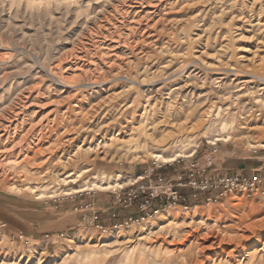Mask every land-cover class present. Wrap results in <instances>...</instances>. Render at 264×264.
Wrapping results in <instances>:
<instances>
[{
  "label": "rangeland",
  "instance_id": "rangeland-1",
  "mask_svg": "<svg viewBox=\"0 0 264 264\" xmlns=\"http://www.w3.org/2000/svg\"><path fill=\"white\" fill-rule=\"evenodd\" d=\"M214 149L264 170V0H0V208L164 193L158 177ZM180 191L157 214L119 203L113 226H0V264H184L203 242L205 264H264V195Z\"/></svg>",
  "mask_w": 264,
  "mask_h": 264
},
{
  "label": "crops",
  "instance_id": "crops-1",
  "mask_svg": "<svg viewBox=\"0 0 264 264\" xmlns=\"http://www.w3.org/2000/svg\"><path fill=\"white\" fill-rule=\"evenodd\" d=\"M217 151L214 149L206 156L198 157L194 155L185 164V167L190 162H196L200 165H206L210 163L208 171L213 175H222L232 173H240L243 175H251L252 171H244L240 165H235V161L232 163V167L228 164H219L215 160L213 154ZM195 154V153H194ZM235 165V166H234ZM180 194L185 197V194L180 191ZM199 196V197H198ZM209 194H199L196 197L193 196L194 202L199 200H205L209 197ZM84 198L77 199L69 210L61 209V206L43 207L41 209L20 208L21 204L17 205V209L5 210L0 208V226L6 228L12 233H19L24 235L27 239L48 238L49 236H55L57 233L70 230L77 226L85 225L92 219V214L97 213L96 225L98 226H113L120 224L125 220L124 210L118 206L116 202L112 205L108 204L105 208L95 210L93 203H83ZM159 202L156 203L161 204ZM157 206V205H156ZM60 207V208H59ZM20 208V209H18ZM129 209H126L127 212ZM91 217V218H90Z\"/></svg>",
  "mask_w": 264,
  "mask_h": 264
},
{
  "label": "built area",
  "instance_id": "built-area-1",
  "mask_svg": "<svg viewBox=\"0 0 264 264\" xmlns=\"http://www.w3.org/2000/svg\"><path fill=\"white\" fill-rule=\"evenodd\" d=\"M209 167L210 163L200 165L196 162H190L183 168V173L174 179L167 180L161 176L158 177V183L161 187H165L164 193L155 194L157 187L152 188L150 186L151 190H149L143 185H138L134 191L118 194L116 196L117 202L118 204L122 202L126 208L136 199L143 198L144 200L142 199L143 202L140 205L141 212L149 210L153 214H157L159 210L157 206H154L157 199L165 198L166 203H186L185 197L178 192V189L183 188L189 189L195 197L199 194H209L210 196L205 199L208 203L222 200L231 193H240L251 200L264 195V170H257L249 176L240 173L213 175L208 171ZM145 215L149 216L148 213ZM93 219H97L96 215ZM129 220L131 221V219Z\"/></svg>",
  "mask_w": 264,
  "mask_h": 264
},
{
  "label": "bare ground",
  "instance_id": "bare-ground-1",
  "mask_svg": "<svg viewBox=\"0 0 264 264\" xmlns=\"http://www.w3.org/2000/svg\"><path fill=\"white\" fill-rule=\"evenodd\" d=\"M157 158H161L160 156H156ZM162 161H164V163H167L163 158H161ZM175 159H171L169 162H174ZM92 187L97 188L99 191H105L107 188H102L101 186L97 185V184H93ZM108 187H113L112 185L108 186ZM206 239V238H204ZM187 241V240H186ZM203 241V240H202ZM200 247V248H199ZM198 249L199 251L195 252V257L191 258V260H189L188 262L184 263V264H205L204 262V252L205 250H210L212 249L214 246L213 244L210 245H206L201 243V246H199ZM194 248V247H193ZM197 249V248H196ZM187 250V249H186ZM187 253L184 254V256H186ZM181 257V256H180ZM235 260V259H234ZM239 263V262H238Z\"/></svg>",
  "mask_w": 264,
  "mask_h": 264
},
{
  "label": "trees",
  "instance_id": "trees-1",
  "mask_svg": "<svg viewBox=\"0 0 264 264\" xmlns=\"http://www.w3.org/2000/svg\"><path fill=\"white\" fill-rule=\"evenodd\" d=\"M180 205H182V206H187V202L186 203H179ZM203 204V203H202Z\"/></svg>",
  "mask_w": 264,
  "mask_h": 264
}]
</instances>
